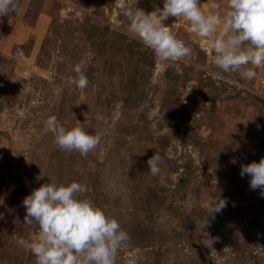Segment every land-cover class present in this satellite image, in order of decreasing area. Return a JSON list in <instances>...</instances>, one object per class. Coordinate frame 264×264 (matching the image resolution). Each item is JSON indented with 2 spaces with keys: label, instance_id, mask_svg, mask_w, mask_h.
I'll return each mask as SVG.
<instances>
[{
  "label": "rangeland",
  "instance_id": "rangeland-1",
  "mask_svg": "<svg viewBox=\"0 0 264 264\" xmlns=\"http://www.w3.org/2000/svg\"><path fill=\"white\" fill-rule=\"evenodd\" d=\"M164 23L192 50L166 68L119 0H19L0 17V264H36L16 241L37 235L22 201L48 178L80 182L81 198L118 220L129 240L115 264H264V198L239 174L264 157V67L251 81L224 72L188 21ZM81 61L84 89L71 82ZM52 115L102 133L100 144L87 157L61 150L43 132ZM155 153L167 187L147 166Z\"/></svg>",
  "mask_w": 264,
  "mask_h": 264
},
{
  "label": "clouds",
  "instance_id": "clouds-1",
  "mask_svg": "<svg viewBox=\"0 0 264 264\" xmlns=\"http://www.w3.org/2000/svg\"><path fill=\"white\" fill-rule=\"evenodd\" d=\"M162 3V8L154 6L146 13L130 6L127 0H119L129 32L153 51L163 68L169 66L168 62L186 60L192 54L191 48L164 23L170 16L189 22V31L205 39L213 63L224 72L238 73L242 79L251 81L257 75L256 69L264 67V0H224L223 15L216 0L207 9L201 7L200 0H162ZM18 8L19 0H0V17L15 13ZM17 55L22 57L23 51L18 50ZM86 67L85 61L73 66L76 75L71 82L79 89L89 84ZM43 132L51 133L61 150L77 151L83 157L102 138V133L93 134L80 126L66 128L55 115L44 121ZM162 163L158 153L147 160L151 175L158 176L161 186L167 187V178L161 174ZM239 174L247 176L250 189L258 190L264 198V157L242 164ZM85 191L80 182L61 183L48 178L23 198L24 224H35L39 231L34 239L17 237L16 242L35 256L36 264H115L118 250L129 235L117 219L81 198ZM3 203L0 198V205ZM226 204L220 198L208 215L219 213Z\"/></svg>",
  "mask_w": 264,
  "mask_h": 264
}]
</instances>
